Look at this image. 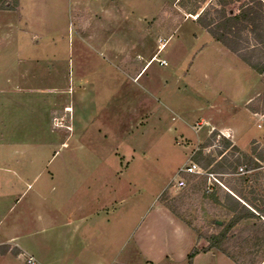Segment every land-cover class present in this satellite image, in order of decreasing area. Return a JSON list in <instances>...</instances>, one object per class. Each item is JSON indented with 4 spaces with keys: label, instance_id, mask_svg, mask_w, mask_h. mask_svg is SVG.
<instances>
[{
    "label": "rangeland",
    "instance_id": "1",
    "mask_svg": "<svg viewBox=\"0 0 264 264\" xmlns=\"http://www.w3.org/2000/svg\"><path fill=\"white\" fill-rule=\"evenodd\" d=\"M23 1L27 30L47 34L43 24L49 22L55 37L28 32L19 42L20 54L12 56L13 44H7L9 59L0 53V235L19 225L25 239L41 241L51 232L37 230V216L57 215L49 205L65 195L71 202L62 205V218L77 203L89 207L87 183L106 194L113 185L117 201H112L121 212L128 202H116L133 198L135 183L138 230L159 200L203 243L220 231L214 219L226 223L232 216L224 206L226 193L249 207L254 203L264 214V146L256 125L257 113H264V74L198 23L202 11L214 14L221 8L218 0ZM243 1L248 0H227L226 8L237 11ZM100 5L119 10L120 25L110 23L104 30L97 19L92 29L115 37L111 47L119 54L78 38L80 16ZM164 38L159 56L168 64L153 60L134 79ZM256 54L264 59L263 51ZM212 125L235 127L238 144L233 136L210 130ZM213 131L218 132L215 138ZM225 137L239 152L224 148ZM200 150L202 163L210 155L215 159L210 167L228 172L215 174L217 180L185 175L187 185L174 188L179 169ZM259 153L263 156L257 161ZM251 157L256 163H250ZM230 163L238 169L255 167L236 174ZM220 247L240 264H256L264 255V221L241 220ZM20 258L13 263L25 264ZM145 262L138 256L135 264Z\"/></svg>",
    "mask_w": 264,
    "mask_h": 264
},
{
    "label": "crops",
    "instance_id": "2",
    "mask_svg": "<svg viewBox=\"0 0 264 264\" xmlns=\"http://www.w3.org/2000/svg\"><path fill=\"white\" fill-rule=\"evenodd\" d=\"M23 2V0H13L14 6L12 8L0 6V53L4 60L9 59L10 52H8L7 46L10 44H13V57L21 53L22 47L19 42L25 38V33L28 34L29 32L34 37L36 35L55 37L51 34L49 22L43 24V27L45 29L47 27L50 31L47 34H41L37 30H27L28 21L25 22V19L21 18ZM90 12L92 16H89ZM78 13L80 12L78 11ZM118 13L119 10L114 13L112 7L107 5L98 6L95 11L88 10L79 19L77 31L79 40L86 43L91 41L94 44L100 42L101 46L105 45L111 54L117 53L112 48V45L116 43V38L105 35L104 32L94 31L92 25L98 19L100 24L96 23L104 30L110 28V23L111 26L113 24L118 28L120 25ZM101 14L107 17L104 19L107 22L100 21L102 20L99 19L102 18ZM136 25L139 26L138 22ZM159 50L160 46L134 79L147 65H151L153 60H156L153 59L154 56L161 58L159 56L161 50ZM138 56L140 55L138 54ZM48 69L51 70V67ZM71 108V106L67 107L68 110H72ZM71 128L73 129V126ZM214 128L221 130L225 135L230 134V137L233 136L236 139L235 143L238 144L239 136L235 127H215L212 125L210 130ZM30 185L31 183H29ZM130 186L131 183H129ZM91 187L92 185L89 183L85 187L88 195H90L86 200V203L89 200V207L77 203L76 209L69 211L62 218L58 215L62 211V205L71 202L70 195L64 194V198L59 199L55 204L51 202L49 205L51 211H56L57 215L49 212L37 216V220L40 222L37 230L41 234L46 231L51 232L49 236H44L41 241L37 237V239L35 237L25 239V232L19 225L12 231L0 235V257L3 258L0 264H16L13 262L21 259L18 255L21 249L32 253L41 264H135L138 256L145 259V264L147 262L152 264H188V254L194 247H198L200 252L195 255L193 264H240L233 257L216 248L202 250L208 246V242L203 243L205 240L199 238L194 228L170 211L159 200L156 201L155 206L146 212V217L141 221L138 230L135 201L132 200L135 198V183L133 185V198L123 197L116 202L118 205L121 203L124 206L128 202V206L124 208L123 212L120 211V208H116L112 201H117L113 196V191H115L113 185L108 188L107 194L98 191L99 188L94 191ZM262 220L264 221V216ZM34 234L35 231L31 236ZM10 243H15L17 246H9ZM256 264H264V255L259 258Z\"/></svg>",
    "mask_w": 264,
    "mask_h": 264
},
{
    "label": "trees",
    "instance_id": "3",
    "mask_svg": "<svg viewBox=\"0 0 264 264\" xmlns=\"http://www.w3.org/2000/svg\"><path fill=\"white\" fill-rule=\"evenodd\" d=\"M218 3L221 8L214 9L215 15L212 14L209 9H206L197 15L198 23L210 33L214 40L218 41L232 52L236 53L256 72L259 74H264V59L261 58V54L258 56L256 54L257 51H259V53L262 51L264 52V0L243 1L239 5L237 11L226 8L227 0H218ZM0 6L8 8L11 7V4L9 0H0ZM248 32L251 34V40L253 41L252 44L250 43V38L247 34ZM217 134V131H213L211 135L212 138H215ZM223 146L226 150L231 148L232 150L239 152V148L234 145L227 137L223 139ZM221 153L223 155L222 151ZM202 156L203 152L200 150L199 152H196L192 158L204 169H206L207 172L215 174L228 172V169L219 171L216 167H210V165H212V163L215 161V159L210 155L206 158V162L202 163ZM224 156L225 155H223L222 158L225 159ZM258 156L259 157L257 158L260 159L263 155L262 153H259ZM249 160L250 163H256L252 157ZM229 167L232 168V171L230 172L237 173V164L235 165L234 163H230ZM254 167L255 166L250 165L246 169L250 170ZM191 176L196 177L197 175L191 174ZM205 176L207 178V175ZM233 188L234 189L232 190L237 189L236 186H233ZM187 190L189 191V189ZM239 192L242 193L241 190ZM241 193H238V195L243 199ZM183 195H185V193ZM217 200L219 199L217 198ZM242 202L243 201L239 197L232 195L230 192L226 193L224 206L232 213V216L226 223L222 221L219 222L217 219L212 221L218 228H220V231L207 237L208 246L202 250H209L212 248L221 250L220 243L226 239L228 230L236 226L241 220L248 218H259L262 220V217L264 216L262 210L258 209L254 203H249V207ZM169 208L171 209V206ZM173 212L175 213V211ZM221 251L231 256L228 251ZM198 252H200L198 247H194L190 251L188 254V264H193V259L195 255L198 254ZM233 258L235 259V257Z\"/></svg>",
    "mask_w": 264,
    "mask_h": 264
},
{
    "label": "built area",
    "instance_id": "4",
    "mask_svg": "<svg viewBox=\"0 0 264 264\" xmlns=\"http://www.w3.org/2000/svg\"><path fill=\"white\" fill-rule=\"evenodd\" d=\"M167 44V39H161L160 40V50L162 48L165 47V45ZM159 50V51H160ZM153 59H156L161 65H167L168 62L167 60H165L164 58H158L157 56H154ZM258 120L256 122V125L262 130V134H261V144L262 146H264V113L258 114ZM225 135V134H224ZM227 137H230V134L225 135ZM257 161H259L258 158H256ZM249 170H247L245 167L240 166L237 173L236 174H244L246 172H248ZM202 175V174H207L209 176V178H214L215 180V173H210L207 172L206 169H204L198 162H196L195 160H193L192 156H190L188 158L187 163L181 167L179 169V176H175L173 178V187L177 188V189H181L183 187H185L187 185V181L185 178V175ZM18 255L20 257L23 258L25 264H41L38 259L29 251L25 250V249H21L18 253ZM146 264H152L151 262H147Z\"/></svg>",
    "mask_w": 264,
    "mask_h": 264
},
{
    "label": "water",
    "instance_id": "5",
    "mask_svg": "<svg viewBox=\"0 0 264 264\" xmlns=\"http://www.w3.org/2000/svg\"><path fill=\"white\" fill-rule=\"evenodd\" d=\"M220 222V221H219Z\"/></svg>",
    "mask_w": 264,
    "mask_h": 264
}]
</instances>
